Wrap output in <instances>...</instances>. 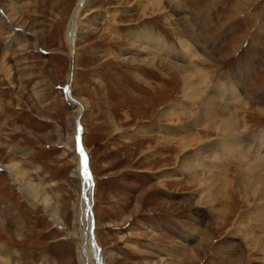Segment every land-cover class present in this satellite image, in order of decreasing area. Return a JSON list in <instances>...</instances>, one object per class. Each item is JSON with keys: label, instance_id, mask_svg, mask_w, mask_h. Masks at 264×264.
<instances>
[{"label": "rangeland", "instance_id": "obj_1", "mask_svg": "<svg viewBox=\"0 0 264 264\" xmlns=\"http://www.w3.org/2000/svg\"><path fill=\"white\" fill-rule=\"evenodd\" d=\"M78 2L0 0V264H80V140L99 264H264V216L252 213L264 200L247 166L258 148L211 159L201 148L222 136L195 124L210 100L244 139L264 130V0H88L72 52ZM141 32L174 54L137 47ZM181 40L197 58L182 57ZM179 65L208 73L196 98ZM217 85L238 101L226 105ZM200 152L193 177L183 165ZM14 161L61 225L23 197Z\"/></svg>", "mask_w": 264, "mask_h": 264}, {"label": "bare ground", "instance_id": "obj_2", "mask_svg": "<svg viewBox=\"0 0 264 264\" xmlns=\"http://www.w3.org/2000/svg\"><path fill=\"white\" fill-rule=\"evenodd\" d=\"M88 0H79L78 5L73 13V20L69 23L68 30H67V40L71 45V50L73 52L74 43L77 39V32H78V26L79 21L83 17V12L85 11L86 5ZM83 14V15H82ZM79 18L77 22V18ZM77 22V23H76ZM148 33V32H147ZM136 46L141 47L142 44L149 45V48L152 49L154 58H156L157 53H166V55H173L174 52L172 48L160 37H154L153 34H146V33H139L136 35ZM183 49L182 57H187L188 59L194 57L197 58V53L194 50V47L190 45L188 42H185L183 40L180 41ZM159 50V52H157ZM176 54V53H175ZM74 55H72V66L71 71L68 74L67 77V84L70 85V81L73 77V70H74ZM178 71L180 72L184 82H185V97L187 99L196 98L198 96L197 93H199L196 89L197 85L202 86L207 84L209 78L208 73L203 71L200 68L193 67L192 70L188 69L187 67L177 66ZM195 77V80H193L191 77ZM210 92L213 93V95L217 96L219 99L223 100L229 104V102H236L238 101L239 94L238 90L234 87H222L217 85L215 88H210ZM211 97V96H210ZM209 97V98H210ZM207 99V98H206ZM212 99V98H210ZM210 103L211 101L208 100ZM205 104L204 107H202L201 111H199L198 116L195 117V124L199 127H204L209 132H217L219 133L222 138L217 139V141H214V143L206 144L203 148H201L202 151L206 152L207 155L211 159H221V156H229L232 154H237L238 157L241 156L240 160H243L242 158H246L247 152L251 150L252 146H256L258 148L259 157L258 161H255L254 165H249L248 170L250 173L255 174L257 184L259 187V194H257L260 198V200H264V162L262 159H264V130L263 131H257L253 134H249L246 139L239 136V134L236 132V119L233 114L224 113L223 115L219 116L214 115L212 116L213 109ZM213 105V103H212ZM185 104L183 103V107ZM173 108V107H172ZM171 109V108H170ZM227 109V107H226ZM172 110V109H171ZM170 110V111H171ZM83 110H80V113ZM172 114L171 112H169ZM176 112H174L175 114ZM177 115V114H176ZM227 115V116H226ZM218 118V119H217ZM213 122V123H212ZM205 130V131H206ZM238 130V129H237ZM212 131V132H210ZM197 139V140H195ZM192 140H183L180 147L186 148L192 146L191 142H204L203 140H200L201 138L198 137ZM81 146V147H80ZM78 148L80 149V173L82 176V189H81V199H80V220L79 224L81 226V242L78 244L77 247V256L80 264H99V261L101 260L100 256V250L95 240V228H94V235L93 238L91 237V226H94V215H93V195H94V181L93 177L90 175V170L88 167V156L84 151L83 144L80 141H78ZM256 148V149H257ZM189 149V148H188ZM187 149V150H188ZM204 152L198 153L197 156H195L190 162L193 164H190L189 160L185 161L183 165V169H193L191 172L193 177H197L198 173H196V167L201 165L200 160L202 159L201 154ZM255 152V153H256ZM220 153V154H219ZM263 154V155H262ZM257 155V153H256ZM257 157V156H256ZM204 158V157H203ZM246 163V161H243ZM251 162V161H250ZM207 166V165H206ZM10 177L13 179V182L18 183L19 189L25 199H29L31 203H39V200L44 205V208L49 212V216L53 222H55L56 225H61L56 213V210L54 206L51 204V202L47 198H37V195L34 194L30 186L27 182H23L24 180V171L19 166V163L14 161L7 167ZM168 171V170H167ZM166 172V171H165ZM169 174V173H168ZM167 175V174H164ZM14 183V184H15ZM89 206H91V210H89ZM252 213H258L259 216H264V204H259L256 206L255 209H253ZM94 221V222H93ZM7 263V262H6Z\"/></svg>", "mask_w": 264, "mask_h": 264}, {"label": "water", "instance_id": "obj_3", "mask_svg": "<svg viewBox=\"0 0 264 264\" xmlns=\"http://www.w3.org/2000/svg\"><path fill=\"white\" fill-rule=\"evenodd\" d=\"M66 92L68 93V94H70V89H69V85L68 86H66ZM80 116V115H79ZM81 147V146H80ZM81 148H79V150H80ZM89 210H91V206H89V208H88ZM92 227V229H91V237L93 238V235H94V233H93V226H91Z\"/></svg>", "mask_w": 264, "mask_h": 264}]
</instances>
